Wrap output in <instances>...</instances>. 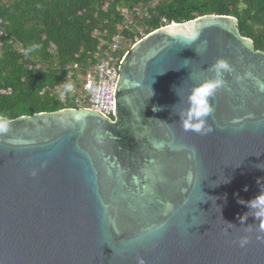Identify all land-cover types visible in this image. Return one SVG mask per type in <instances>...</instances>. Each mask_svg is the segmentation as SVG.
<instances>
[{
	"label": "water",
	"instance_id": "95a60500",
	"mask_svg": "<svg viewBox=\"0 0 264 264\" xmlns=\"http://www.w3.org/2000/svg\"><path fill=\"white\" fill-rule=\"evenodd\" d=\"M220 58L234 72L212 131H186L178 114ZM262 86L264 50L210 13L125 50L112 115L0 116V264H264V220L248 206L264 192Z\"/></svg>",
	"mask_w": 264,
	"mask_h": 264
},
{
	"label": "trees",
	"instance_id": "16d2710c",
	"mask_svg": "<svg viewBox=\"0 0 264 264\" xmlns=\"http://www.w3.org/2000/svg\"><path fill=\"white\" fill-rule=\"evenodd\" d=\"M210 13L234 16L264 50V0H0V116L86 107L84 72L116 34L122 55L160 26ZM65 83L74 89L61 95Z\"/></svg>",
	"mask_w": 264,
	"mask_h": 264
},
{
	"label": "clouds",
	"instance_id": "9594fccd",
	"mask_svg": "<svg viewBox=\"0 0 264 264\" xmlns=\"http://www.w3.org/2000/svg\"><path fill=\"white\" fill-rule=\"evenodd\" d=\"M197 36H191V40H195ZM39 48V45L30 46L27 51L32 52ZM198 53V51L196 50ZM210 71L214 73L212 78L206 79L196 86H194L188 96H187V109L180 112L179 120L182 122V125L186 131L190 130L195 133L205 135L212 131L211 126L208 124V119L215 111L213 104L211 103L212 99L216 96L218 90L222 89L227 81L225 80V74H231L234 72V67L232 64L223 58L218 59L210 68ZM251 73H246V76L251 77ZM239 81L240 78L237 77ZM74 85L72 83H65L61 86V95L72 92ZM261 90L264 91V86L261 87ZM233 124H241V120L236 118L232 121ZM242 126V124H241ZM9 130L8 121L0 117V133H7ZM35 175V173H33ZM191 178V174H189ZM249 208L252 210L249 214L254 215L261 220H264V192L258 195L255 199L248 202ZM171 208V205H168ZM246 219L245 217L241 218V221ZM231 224V223H229ZM164 226L161 225V228ZM261 229L264 230V224L260 225ZM248 237H243L239 241V246L241 248L246 247L249 244ZM138 264H144L143 259L138 260Z\"/></svg>",
	"mask_w": 264,
	"mask_h": 264
},
{
	"label": "built area",
	"instance_id": "2783aa9c",
	"mask_svg": "<svg viewBox=\"0 0 264 264\" xmlns=\"http://www.w3.org/2000/svg\"><path fill=\"white\" fill-rule=\"evenodd\" d=\"M0 18V36L2 34ZM122 50V36L116 34L107 48L102 51L96 64L88 67L83 76L82 87L89 91L88 106L107 115H112L114 91Z\"/></svg>",
	"mask_w": 264,
	"mask_h": 264
},
{
	"label": "rangeland",
	"instance_id": "374dc122",
	"mask_svg": "<svg viewBox=\"0 0 264 264\" xmlns=\"http://www.w3.org/2000/svg\"><path fill=\"white\" fill-rule=\"evenodd\" d=\"M81 83V82H80Z\"/></svg>",
	"mask_w": 264,
	"mask_h": 264
}]
</instances>
